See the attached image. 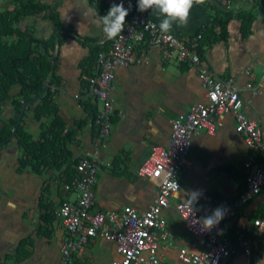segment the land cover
<instances>
[{
    "label": "crops",
    "instance_id": "obj_1",
    "mask_svg": "<svg viewBox=\"0 0 264 264\" xmlns=\"http://www.w3.org/2000/svg\"><path fill=\"white\" fill-rule=\"evenodd\" d=\"M4 1L7 8L9 2ZM35 1L48 5L52 10L56 7L58 11L57 14L54 13L65 27L61 36L56 38L54 51L58 46V53L56 60L51 62L54 77L58 79L52 102L64 129L76 131L74 140L67 145L73 155L72 159L97 152L112 164V168L117 167V159L120 161L119 171L113 169L120 172L119 175H115L110 169L97 175L94 188L95 208L105 212L118 211L124 206L146 209L156 196V188L138 178L137 169L146 160L153 146L166 144L171 120L187 111L194 102L204 99V89L196 70L161 61L155 48L149 49L146 55L137 48L133 53V61L127 67L115 71L111 92L115 113L110 136L104 146L97 147V127L92 129L90 114L75 96L81 94L86 87L88 72L85 75L83 69L87 68L85 62L93 49L97 47L99 53L110 46V39L105 37L102 25H98L99 17L105 16L112 4H120L121 0L97 1L98 4L107 6L104 14L102 9L95 7L96 0ZM237 11L251 12L254 15L250 33L246 37L241 35V23L235 17ZM229 13L233 16L228 17ZM215 14L226 20V35L209 45L203 43L200 57L202 66L218 79L232 78L241 87L249 82H258L264 70V0H201L200 3H195L194 0L187 24L177 27L174 23L169 33L177 36L200 33L204 28L210 27ZM147 15L159 28L163 17L151 9L147 11ZM45 21L42 15H28L21 20L20 25L24 31L28 28L32 37L48 41L57 27L54 30L47 28ZM215 32H219V27H215ZM18 88L13 86V96L19 93ZM248 98L249 104L243 109L244 115L264 126V82L259 85L256 94ZM25 107H22L20 120L26 113ZM14 117L17 114L13 107L8 104L0 107V126ZM52 118V115L45 118L42 116L37 120L38 124L32 128V133L27 132L32 140L38 139L43 119L49 120L48 125ZM30 119L35 121L32 111ZM84 120L86 124L79 128L78 122ZM78 143L80 145L75 147ZM243 152L244 147L234 131V120L230 115L223 117L221 126L213 136L203 132L193 140L188 154L190 165L180 171L179 178L187 200L190 193H198L193 206L200 214L213 212L230 203L239 194L244 186L243 174L239 169ZM21 157L22 150L14 141L0 147V264H57L63 231L52 224L50 227L53 232L51 231L49 238L36 233L38 228H43L40 213L46 182L44 183L42 172L35 173L30 167L20 169L18 161ZM227 166L231 167L233 177L221 170ZM50 180V193L46 194L52 199L51 204L72 199L61 185V196H57V187L53 190L49 186L53 182L52 178ZM225 192L230 195L224 197ZM263 202L264 191L240 209L239 225H248L252 214L261 209ZM167 220L166 229L173 237V246L162 248L161 253L165 258L164 263L170 264L176 262V249L193 240L186 236L176 218L169 216ZM23 238H27L24 246L27 258L19 260L14 247ZM44 239L47 242L43 243ZM262 250L253 252L254 256L262 254L260 262L264 260V247ZM82 257L87 259L85 264H107L116 254L112 244L97 242L86 249ZM226 264H244V259L238 254Z\"/></svg>",
    "mask_w": 264,
    "mask_h": 264
},
{
    "label": "built area",
    "instance_id": "obj_2",
    "mask_svg": "<svg viewBox=\"0 0 264 264\" xmlns=\"http://www.w3.org/2000/svg\"><path fill=\"white\" fill-rule=\"evenodd\" d=\"M121 3L129 9L124 30L117 38L110 39L106 51L97 54L85 89L75 96L77 100L88 97L96 106L97 147L104 146L110 136L111 118L115 113L111 97L115 71L133 61L137 48L144 55L155 48L161 61L195 69L204 89V99L194 102L171 120L166 144L153 146L137 169L138 178L156 188L155 198L144 210L131 206L112 212L96 209L97 175L111 169L112 164L97 152L77 160L71 181L63 186V191L72 199L50 206L54 216L52 224L63 231L57 264H85L87 259L82 255L97 242L114 247L116 257L107 264H165L161 250L173 246V237L166 229L169 216L176 218L186 236L193 240L176 249V262L170 264H226L238 254L244 264H260L264 247V202L252 214L248 225H239L238 220L240 209L264 191V126L243 113L249 104L248 97L255 95L264 82V70L258 82L242 87L232 78L218 79L202 66L201 33L162 34L149 20L147 11H138V0H121ZM56 90V86L51 87V91ZM225 115L234 120V131L244 147L239 168L244 190L230 203L220 206L225 210L224 218L211 230H205L202 218L212 212L203 215L194 206L193 212L189 211L179 173L190 165L188 154L193 140L203 132L213 136ZM254 250L262 251L254 256Z\"/></svg>",
    "mask_w": 264,
    "mask_h": 264
},
{
    "label": "trees",
    "instance_id": "obj_3",
    "mask_svg": "<svg viewBox=\"0 0 264 264\" xmlns=\"http://www.w3.org/2000/svg\"><path fill=\"white\" fill-rule=\"evenodd\" d=\"M97 1L99 0H96L95 7L98 10L102 9V14H104L107 6L100 5ZM8 2L11 8L0 12V107L6 104L10 105L18 117L24 105L26 106L25 109H30L33 112L35 121L42 116L45 118L52 115L53 118L48 125L45 123L40 124V135L37 140H32L31 135L24 131L22 120L16 126L17 117L8 119L0 126V147L7 145L10 141L16 142L18 148L22 150V157L18 161L20 169L30 167L35 173L41 172L42 167L48 169L52 178H55L57 184H60L63 189V186L71 181L74 165L78 160L72 159L73 155L67 146L74 140L76 131L64 129L56 106L52 102L56 92L51 91V87L57 85L58 79L54 77L50 58L54 51L56 38L61 36L62 29H65V27L46 4H41L35 0H8ZM38 14L42 15L44 19H50L57 27L48 41L34 38L31 35L26 36L25 32L21 33L17 30V26L20 25L23 18ZM227 16L232 17L233 15L229 13ZM235 17L240 20L241 35L243 37L248 36L254 15L251 12L237 11ZM225 24L226 20L215 14L210 27L204 28L200 32L203 37L200 47L203 43L209 45L225 37ZM215 27H219L218 33L215 32ZM13 36L17 39L8 44V38ZM98 51L99 49L95 47L85 62L87 68L83 70L85 75L88 72L87 77L95 64ZM199 55L202 57L201 48ZM46 80L48 81V87L43 89ZM12 86L19 87L17 95H10ZM79 102L84 110L90 114L91 126L95 130V104L90 98L84 96L79 99ZM113 118H111V122H113ZM85 124L86 120L80 121L78 127L81 128ZM119 162V159H117L115 162L117 167L110 170H118ZM230 169L229 166L221 168L227 175L233 177L234 173ZM118 171L113 170L112 172L119 175L120 172ZM243 190L244 188L241 187L239 194ZM44 191L49 193L48 182H46ZM51 205L45 204L43 201V208L40 213L43 228L40 227L36 230L38 235L47 238L51 236V230L48 228L54 221V216L50 211ZM26 242L27 238L20 239L14 247L15 255L19 260L25 259L27 256L24 252Z\"/></svg>",
    "mask_w": 264,
    "mask_h": 264
},
{
    "label": "clouds",
    "instance_id": "obj_4",
    "mask_svg": "<svg viewBox=\"0 0 264 264\" xmlns=\"http://www.w3.org/2000/svg\"><path fill=\"white\" fill-rule=\"evenodd\" d=\"M200 2L201 0H195V3ZM193 3L194 0H138L137 7L140 12L151 9L162 16L159 30L162 34H167L172 30L174 23L177 27L187 24ZM128 14L129 9L125 8L123 3H120L112 4L107 14L99 17L98 25H102V31L107 39H115L121 35ZM197 199V192L194 191L189 194L186 203L191 213ZM224 215L225 210L218 207L211 215L202 218V227L205 230H211L224 218Z\"/></svg>",
    "mask_w": 264,
    "mask_h": 264
},
{
    "label": "rangeland",
    "instance_id": "obj_5",
    "mask_svg": "<svg viewBox=\"0 0 264 264\" xmlns=\"http://www.w3.org/2000/svg\"><path fill=\"white\" fill-rule=\"evenodd\" d=\"M6 5H7V3H6V1H1L0 0V12H2V11H5V10H8V9H10L11 7L8 5V7L6 8ZM53 13L55 12L56 14H57V9H56V7L55 8H53ZM54 13V14H55ZM46 21V23L48 24L47 25V28H50V29H55V26L52 24V22H50V20L49 19H45ZM50 22V23H49ZM17 30H19V32H25V35L27 36V35H30L29 34V29L27 28L26 29V31H24V29H23V27H21V25H19V26H17ZM17 38L15 37V36H13V37H9L8 38V44H10L12 41H15ZM19 89V88H18ZM13 86L11 87V89H10V95L11 96H13ZM145 100V99H144ZM29 108H31V106H29ZM7 111V110H6ZM30 109H27L26 110V113H24V117L22 118V126H23V129H24V131L25 132H28V131H30L31 132V130H32V128H35L36 127V125L38 124L37 123V121H32L31 119H30ZM45 120L43 119V123H45V124H47L48 122H49V120H47V121H45ZM33 126V127H32ZM32 133V132H31ZM80 144L78 143V144H76L75 145V147L76 146H79ZM94 149V148H93ZM197 163V162H196ZM195 167H197V165L195 164ZM41 172H42V174H43V178H44V183L45 182H50L51 180H50V178H52V175L50 174V171L48 170V169H45V168H41ZM52 183H50V187L53 189V190H55L56 189V187H57V192H58V194H57V196H61V190L59 189V187H60V184H57V180L54 178H52ZM43 183V184H44ZM43 188H44V186H43ZM50 188V189H51ZM55 192V191H54ZM50 193V192H49ZM226 194H224L223 196L224 197H227L228 195H230L229 193H227V192H225ZM72 197V196H71ZM71 200V199H70ZM43 201H44V203L45 204H51L52 203V199L51 198H49L48 196H47V194H46V191H44L43 190ZM48 229H50L52 232H53V230L51 229V227L50 228H48ZM44 242H47L45 239L43 240V243ZM263 257H264V255H263ZM27 258V257H26ZM260 264H264V260H262L261 262H260Z\"/></svg>",
    "mask_w": 264,
    "mask_h": 264
},
{
    "label": "water",
    "instance_id": "obj_6",
    "mask_svg": "<svg viewBox=\"0 0 264 264\" xmlns=\"http://www.w3.org/2000/svg\"><path fill=\"white\" fill-rule=\"evenodd\" d=\"M57 53H58V46H57V48L55 49V51H54L52 57L50 58V62H54V61L56 60ZM47 85H48V81L45 82L43 89H45V88L47 87ZM23 106H24V105H23ZM21 116H22V112L20 113V115H19V117H18V119H17L16 126L19 124V121H20V119H21ZM13 133H14V131H13Z\"/></svg>",
    "mask_w": 264,
    "mask_h": 264
}]
</instances>
